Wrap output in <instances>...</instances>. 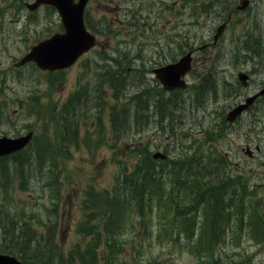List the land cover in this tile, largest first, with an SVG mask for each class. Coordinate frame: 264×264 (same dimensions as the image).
<instances>
[{
  "label": "rangeland",
  "instance_id": "obj_1",
  "mask_svg": "<svg viewBox=\"0 0 264 264\" xmlns=\"http://www.w3.org/2000/svg\"><path fill=\"white\" fill-rule=\"evenodd\" d=\"M23 1L0 0V109L9 107L13 111L7 117L0 114V134L17 135L33 125L39 127L41 124L39 117L35 118L31 115L32 111L29 113L22 111L33 104L34 100L37 102L40 116L54 119L50 122L51 131L54 132L58 123L57 112L63 107L68 96L77 89L79 93L84 90L81 107L77 108V112L70 111V116L81 121L80 135L85 141L75 145L66 157L61 158L59 154L57 168H51L52 173L44 172L41 175L42 179L39 178L41 172L35 169L31 171L25 165V161L32 158L30 155H20L19 159L23 161L21 164L17 162L19 165L15 167L22 172L16 177L17 182L14 184V196L19 205L22 202L31 203L36 213L38 211L44 213L46 204L53 202L55 205L53 217L56 218H58L57 208H61L62 223L57 234L59 247L67 251L81 241V237L76 232V224L83 217V207L88 208L90 205L89 200L86 199L87 191L93 187L97 189L111 187L116 171L114 160H125L128 156L129 161L133 162L135 152L129 157L131 153L128 152V148L134 143L148 144L152 151L163 150L171 155V160H177L176 156H187L185 163H189L190 155L195 150L203 147L206 149V157L203 158L206 162L210 154L209 148H212L213 154L207 164V172L213 177H220L221 183H228L224 188H218L219 191L213 189L217 191L213 193V205L222 216L232 219L233 213L228 212L238 203L234 201L227 203L226 200L232 197L235 188L233 195H237V202L243 201L245 204V211L243 214L241 212V217L243 215L246 217L247 204L251 196L248 197L246 192H238L235 178L233 179L235 181L231 182L232 179L226 172L231 166L233 171L237 172L236 176H242L240 184H247L248 173H254V186L257 188L254 193H264V189L256 185L257 183L264 185V103L254 106L234 124L226 125L225 114L236 104L240 96L249 93L236 81L238 70L248 71L254 86L264 81V0H251V5L246 11L236 12L216 44L212 42L211 36L222 19V13L229 6L234 8L238 0H227L228 2L222 0V3H218L220 7L203 8L202 17L196 23L190 20L191 8L185 9L186 14L183 16V10L175 14L171 11V9L177 11L173 3L164 5L160 0H143V11L148 12L149 16L145 24L136 22L134 26L118 21L116 16V9L119 5H125V0L120 4L115 3L114 6L105 4L103 0H93L90 2L89 16L101 32L100 45L70 68L56 74L36 69L31 64L23 67L14 66L32 44L57 31L61 23L53 9L43 7L30 16L36 21L30 26H24L26 10ZM201 1L192 0L190 6L197 3L194 7L199 11ZM172 5L173 7L168 10ZM161 7L162 9L159 10ZM145 26L147 29L142 31ZM114 32L117 35L120 33V37H123L122 48L127 49L128 59L132 60H127L130 63L128 70L134 69L126 77L129 82L124 84L117 82L115 89L102 80V75L98 71L102 68L96 66L97 60L102 61L99 56L113 48L111 45L114 41ZM201 39L208 46L198 50L195 55L188 81L191 86L197 84L204 76L207 79L214 76L216 85L213 97L207 100L204 96L206 100L194 102L195 90H190L192 91L190 93L181 90L182 93L178 94V98L182 100L188 93L186 102L191 103L190 105L181 101L179 107L173 109L171 114L168 112L161 120L149 116V121L146 122L142 121L144 120L142 114L138 117L130 110L127 113L133 116L135 122L131 119L132 126L127 129L126 122H123L126 113L123 112L124 109H132L136 101L130 94L138 93L140 90L152 91L151 84H154L155 90H159L161 86L152 75V70L150 73H145L143 63L152 68L157 60L166 62L163 58L159 59L160 56L168 54L172 57L176 54V42L191 40L197 43L195 46H198ZM153 57L152 64H149L148 61ZM103 65L104 70L112 69V65L106 64V61ZM136 65H141V68H135ZM211 65H213L212 74L207 73L208 66ZM113 69H118V66ZM135 83H138L137 87H134ZM137 106L138 104L135 105L136 108ZM141 108L142 106L139 109L142 110ZM113 112L120 114L115 117L116 123L112 128ZM87 128L89 129L86 130ZM115 129L116 135L113 134ZM256 144L262 146L261 151L255 150ZM247 145L254 150L253 156L247 153ZM90 146L94 151L89 150ZM49 162L50 160L47 159L41 164L45 166L48 163L49 166ZM34 178L41 190L39 194L31 184ZM18 180L23 181V189L15 188L20 184ZM40 180L43 188L39 185ZM45 194H47L46 200ZM177 197L179 198V195ZM159 198V203L154 202L153 206H157L158 210L148 221L152 229H148L146 236V238L149 236V246L140 254L139 261L144 264L145 257L149 253L157 255L161 250L157 259L162 264H198V256L194 248L196 237L184 239L178 245L177 242L171 243L169 236L173 234L176 224L174 225L169 219V212L172 210L165 209L168 205L166 206L165 192H162V189L158 191L156 199L155 196L153 199L157 201ZM236 210L238 212L236 217L239 219L240 211L238 208ZM134 214L136 215L132 218L133 222L138 220L139 213L134 212ZM146 215L148 214H143L145 217ZM205 216L207 215L204 214V218ZM250 217L248 215L247 219ZM199 218L202 223L199 224L197 234L199 236L202 233L208 237L206 227L209 221L203 220L200 215ZM190 221L194 222L192 215ZM165 224L166 228H164ZM238 224L240 225V221ZM217 226L222 227L221 220L218 221ZM226 227H228L227 231L221 235L219 241H216L219 249L218 262H215V258L213 264H264V228L257 229L254 241L247 238V234L243 235L240 241H236L233 238L235 225ZM135 229L136 227L126 226L122 235L125 238L137 236L140 239L141 233L132 234ZM244 229L246 231L250 229L248 221ZM159 232L162 233L161 237L156 236ZM129 249L133 252L132 248ZM133 255L132 253L131 257L136 258L138 254ZM209 261L207 259L206 264H212Z\"/></svg>",
  "mask_w": 264,
  "mask_h": 264
},
{
  "label": "trees",
  "instance_id": "obj_2",
  "mask_svg": "<svg viewBox=\"0 0 264 264\" xmlns=\"http://www.w3.org/2000/svg\"><path fill=\"white\" fill-rule=\"evenodd\" d=\"M129 66L130 64L121 65L118 70L108 69L101 74H106L114 86H116L117 82L120 84H124V82L128 83L129 81L126 77L130 74V70L127 69ZM135 68L140 69L141 65ZM214 80V76L203 80L195 87L196 93L194 94H203L201 98L203 100L206 94L213 92L212 86ZM137 85L138 83H135L134 87H137ZM151 86L153 87L152 91L142 92L140 90L138 93L130 94L136 101L132 109H124L123 112L126 113L125 121L123 122H126L128 128L132 126L131 119L134 121L133 116L127 113L130 110L138 117L142 114V118L144 119L142 121L146 122L149 121V116L161 120L163 115H166L168 112L171 114L173 109L179 107L181 101L184 104H191L188 101L186 102V96L182 100L178 98L179 91H172L170 96H167L162 95L160 89L155 90L154 84H151ZM123 88H127V86H123ZM137 104L136 108L135 105ZM141 106L142 110L139 109ZM78 107L77 99H73L70 104L66 105L63 116V120H65L67 125L66 127H70V122L75 120L70 116V111L77 112ZM118 114L120 112H113L112 121L114 123H116L115 117ZM76 134V130H74V134H70V137H67L65 133L59 135L58 147H54L49 141H43L42 144L35 147V154H29L32 158L27 159L25 162H27L29 168L31 167L32 169H36L37 172H41L39 178L42 179L41 175L47 172V169L57 168L58 154L66 153L71 143L79 141ZM90 150L92 151L93 148ZM131 151L136 154L135 160L131 163L129 159H125L124 162L122 161L120 172L116 175V180L112 187L91 192L90 219L78 224V230L84 237L82 242H80L83 245L76 244L67 254L61 250L56 239L57 224L51 216L54 209L51 210L47 207L45 213H41V211L36 213L31 203L22 202L19 205L15 199L14 184L17 182L15 171L18 170L15 167L19 165L16 163L17 161L20 164L22 163L23 160L19 159V155L23 151L16 155L12 154L1 157L0 251L14 253L28 264H139L135 261L131 262V259L125 257L127 253L123 246L128 245L129 242L132 244V247L135 246L137 249L147 245L145 236L148 232L149 216L145 218L143 214L145 212L149 214L153 212V206L155 205L153 198L154 194H156L154 192L156 188H161L160 180L169 186L170 191L168 193H171V197L166 195L168 200L173 197V187L176 188V191L182 187L186 191H190L188 196H195V193L200 195L201 190H205L204 188H206L209 190L206 201L210 199L209 205L214 207L212 197L215 190L205 183L206 180H204V186L199 181V178L207 168L203 162V158L191 156L188 160L189 163H185L188 159L187 156L180 155L179 157H175L177 160L168 159L161 161L153 157L152 152L146 144L141 143L135 145ZM47 159L50 162L49 166L47 163L45 167L41 162ZM48 171L51 172V170ZM19 183L18 185L20 186L22 183ZM31 184L34 190L37 191L39 189L35 178L31 180ZM46 198L47 194H45L44 199L46 200ZM199 200L198 197L196 201ZM204 203L202 202L200 206H203ZM173 204L177 203L174 202ZM206 205H208L207 202ZM183 208L181 204H177L175 212L179 217H183L185 214ZM191 210L190 208L189 212ZM134 212L139 213L137 214L139 220L135 222L132 219L136 215ZM140 218L145 219L140 220ZM222 218L219 217L218 220ZM129 225L142 228L141 232L132 233H141L140 239L137 236L125 238L122 235L126 226L129 227ZM134 240L140 241L134 245Z\"/></svg>",
  "mask_w": 264,
  "mask_h": 264
},
{
  "label": "water",
  "instance_id": "obj_3",
  "mask_svg": "<svg viewBox=\"0 0 264 264\" xmlns=\"http://www.w3.org/2000/svg\"><path fill=\"white\" fill-rule=\"evenodd\" d=\"M52 3L59 9L65 32L57 33L48 39L35 45L20 61L23 64L28 60H35L41 67L56 69L71 65L76 59L94 43L95 37L90 34L83 23V7L86 0L73 3V0H36L29 5L30 8L38 4ZM191 52H188L177 63L155 69L157 77L161 80L165 89H172L178 86H186L181 77L190 69ZM244 80L246 76L241 74ZM264 92V89L261 93ZM249 97L248 102H252L255 97ZM247 104H241L228 114L230 121L234 120L245 108ZM30 134L17 139L0 138V155L17 150L24 146L29 140ZM155 156H164L158 152ZM0 264H23L16 258L9 255L0 254Z\"/></svg>",
  "mask_w": 264,
  "mask_h": 264
},
{
  "label": "bare ground",
  "instance_id": "obj_4",
  "mask_svg": "<svg viewBox=\"0 0 264 264\" xmlns=\"http://www.w3.org/2000/svg\"><path fill=\"white\" fill-rule=\"evenodd\" d=\"M180 93H182V92H180Z\"/></svg>",
  "mask_w": 264,
  "mask_h": 264
}]
</instances>
